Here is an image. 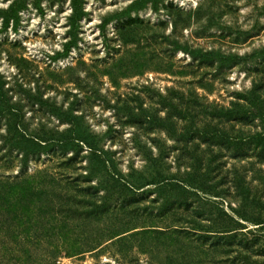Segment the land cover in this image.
Masks as SVG:
<instances>
[{"label": "rangeland", "instance_id": "obj_1", "mask_svg": "<svg viewBox=\"0 0 264 264\" xmlns=\"http://www.w3.org/2000/svg\"><path fill=\"white\" fill-rule=\"evenodd\" d=\"M5 107L0 264H264V0H0Z\"/></svg>", "mask_w": 264, "mask_h": 264}, {"label": "trees", "instance_id": "obj_2", "mask_svg": "<svg viewBox=\"0 0 264 264\" xmlns=\"http://www.w3.org/2000/svg\"><path fill=\"white\" fill-rule=\"evenodd\" d=\"M11 113L10 107H5L0 110V117H9ZM3 115V116H2ZM229 121V120H228ZM14 125L13 122H11L10 126ZM13 130V132H12ZM9 134L12 135L9 137ZM220 139L223 141L225 140V136L223 133L219 135ZM37 139V138H36ZM242 139V138H239ZM241 141V140H240ZM244 141V140H242ZM60 149L59 150H65V147L67 146L63 140L60 142ZM8 146V150L6 153L1 155V160L2 161H7V163L11 164L13 158L18 160L19 167H20V172L18 173L21 175H25V171L28 168L29 164L33 161H38L41 159L43 155H49L52 153V148L48 144L47 140H35L34 138H31L28 136L24 130L23 127H21L19 124H15L12 129L8 131L7 137H6V142L4 144V147ZM4 149V148H2ZM235 150V149H234ZM236 150H242L239 146L236 145ZM17 175V176H18ZM232 181L234 182V187L236 190L239 192L241 190V185L239 183V178L238 176H234L232 178ZM0 184H2L0 182ZM2 186V185H0ZM14 190V189H13ZM13 196L18 195V190L13 191ZM231 226L228 225H221L217 226L214 225L210 228H207L205 232L209 234L208 236L213 237L216 240L224 239L223 237L232 232ZM236 230V229H235ZM233 230V231H235ZM227 236V235H226ZM211 239V238H209Z\"/></svg>", "mask_w": 264, "mask_h": 264}]
</instances>
